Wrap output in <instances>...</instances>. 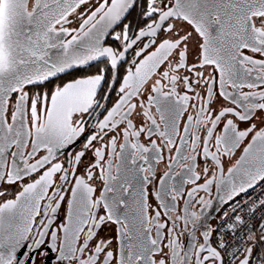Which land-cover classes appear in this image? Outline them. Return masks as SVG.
Wrapping results in <instances>:
<instances>
[{
  "label": "snow or ice",
  "instance_id": "6c2138e0",
  "mask_svg": "<svg viewBox=\"0 0 264 264\" xmlns=\"http://www.w3.org/2000/svg\"><path fill=\"white\" fill-rule=\"evenodd\" d=\"M0 264H264V0H0Z\"/></svg>",
  "mask_w": 264,
  "mask_h": 264
}]
</instances>
